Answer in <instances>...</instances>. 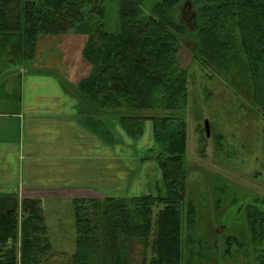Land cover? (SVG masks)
<instances>
[{
	"label": "trees",
	"instance_id": "obj_1",
	"mask_svg": "<svg viewBox=\"0 0 264 264\" xmlns=\"http://www.w3.org/2000/svg\"><path fill=\"white\" fill-rule=\"evenodd\" d=\"M105 1L0 0V64L34 60L43 37L86 36L82 56L91 71L66 87L84 109L121 114L132 139L147 119L153 122L150 154L161 171L156 193L74 199L76 251L70 256L52 252L40 197L0 195V264H45L60 255L66 264H136V243L143 245L140 264L149 253L148 264H185V247L195 243L185 242V232L192 237L196 221L187 194L190 81L179 59L186 40L193 42L195 61L247 88L264 119V0H117L114 31L105 25ZM186 4L193 28L181 11ZM246 221L250 243L264 246V210L249 205ZM226 243L228 249L246 245L235 237Z\"/></svg>",
	"mask_w": 264,
	"mask_h": 264
},
{
	"label": "crops",
	"instance_id": "obj_2",
	"mask_svg": "<svg viewBox=\"0 0 264 264\" xmlns=\"http://www.w3.org/2000/svg\"><path fill=\"white\" fill-rule=\"evenodd\" d=\"M70 37L80 45V36ZM67 39L41 38L35 59L14 71L8 70L14 64H0V195L40 197L46 227L62 205H69L70 212L73 205L74 212V199L141 197L156 192L161 180L150 154L155 147L151 120L132 139L121 114L84 109L66 87L91 71L85 60L68 62L59 48ZM150 162L159 178L149 173ZM47 233L51 242L48 227Z\"/></svg>",
	"mask_w": 264,
	"mask_h": 264
},
{
	"label": "rangeland",
	"instance_id": "obj_3",
	"mask_svg": "<svg viewBox=\"0 0 264 264\" xmlns=\"http://www.w3.org/2000/svg\"><path fill=\"white\" fill-rule=\"evenodd\" d=\"M105 8L106 28L114 31L118 24L117 0H106ZM181 11L184 21L193 28L192 7L183 5ZM71 35H65L68 39L59 48L70 64L73 59L84 61L81 56L82 45L87 38L77 35L81 40L78 45ZM192 48L193 42L186 40L179 55L182 67L189 72L186 108L189 132L187 194L188 200L196 208L192 237L188 236L189 231L185 232V242L193 239L195 243L185 247L184 262L259 264L264 256V246L255 247L250 243L246 210L249 205H257L264 210V119L249 97L247 88L236 87V84L227 82L221 74L195 61ZM2 61V65L7 64ZM18 65L9 66L8 70L14 71ZM71 70L74 71L73 66ZM1 71L4 68L0 66ZM59 77L66 76L59 74ZM206 120L210 123L209 137L205 130ZM219 134L223 135L220 144L216 140ZM153 164L155 163H149V173L159 178L160 174L154 171L156 167ZM155 193L153 190V194ZM71 208L70 212L69 205H62L61 210L58 208L55 211L54 218L47 221V227L52 233L54 253L64 252V255L70 256L76 251L73 205ZM154 211L156 214L158 208ZM59 216L62 221L55 219ZM229 237H235L238 242L246 244L245 248L234 244L228 249L226 240ZM141 253L143 245L136 243L131 252L136 264L142 262ZM60 256H51L45 264H66L68 259Z\"/></svg>",
	"mask_w": 264,
	"mask_h": 264
},
{
	"label": "water",
	"instance_id": "obj_4",
	"mask_svg": "<svg viewBox=\"0 0 264 264\" xmlns=\"http://www.w3.org/2000/svg\"><path fill=\"white\" fill-rule=\"evenodd\" d=\"M205 130H206L207 137H209L211 134V130H210V123L208 120L205 121Z\"/></svg>",
	"mask_w": 264,
	"mask_h": 264
}]
</instances>
